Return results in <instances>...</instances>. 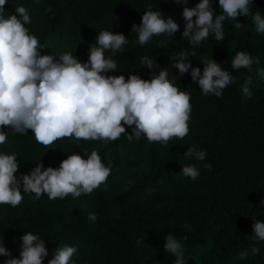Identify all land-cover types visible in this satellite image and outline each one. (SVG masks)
<instances>
[{
	"label": "trees",
	"instance_id": "16d2710c",
	"mask_svg": "<svg viewBox=\"0 0 264 264\" xmlns=\"http://www.w3.org/2000/svg\"><path fill=\"white\" fill-rule=\"evenodd\" d=\"M199 0H8L4 15L23 5L29 16L26 24L40 45L50 51H69L87 61L89 47L100 29L126 35L121 50H106L117 69L108 75L139 74L144 79L165 69L181 91L190 93L189 132L172 137L167 143L149 141L144 135L128 138L131 127L115 140L58 138L47 146L38 143L31 129L23 133L4 127L7 139L0 151L15 153L20 167L17 175L28 173L42 161L45 168L59 167L72 152L82 156L98 150L102 162L111 165L106 180L89 194L73 198L49 199L42 194L23 193L15 207L0 204V244L20 254V235L39 233L45 239L49 256L65 245L76 247V264H174L176 256L163 248L167 234L184 245L186 264H264V240L254 239L255 219L264 221V33H257L252 16L264 14V0H254L246 16L226 19L224 38L214 34L193 45L182 37L185 6ZM148 5L173 17L180 25L174 35H154L147 43L137 42L134 24L141 23ZM215 14H221L213 0ZM187 51L192 66L200 67L212 58L234 77L221 97L202 94L188 72L180 74L173 65L177 55ZM247 51L253 58L252 70L234 69L231 57ZM152 59V69L143 58ZM259 59V64L255 63ZM251 79L252 95L245 96L241 86ZM128 132V133H127ZM191 145L206 150L204 160L185 154ZM86 158V157H85ZM195 164L199 175L192 179L180 171ZM211 164V169L205 167ZM95 213L96 219H89ZM187 236V239H183ZM258 249L253 252L252 249ZM247 254L241 258L240 253ZM7 259L0 256V264Z\"/></svg>",
	"mask_w": 264,
	"mask_h": 264
},
{
	"label": "clouds",
	"instance_id": "9594fccd",
	"mask_svg": "<svg viewBox=\"0 0 264 264\" xmlns=\"http://www.w3.org/2000/svg\"><path fill=\"white\" fill-rule=\"evenodd\" d=\"M177 3L180 0H176ZM186 2V0H185ZM8 0H0V144L7 136L4 127L16 132L29 129L38 143L45 146L58 138L115 140L131 127L128 138H140L167 143L172 137L183 138L189 132L190 93L181 91L168 76L165 69L151 79L139 74L108 75L116 70L117 64L106 50H121L127 43L124 33L112 29H100L89 47L87 61H80L69 51H50L40 45L35 34L29 32L26 24L30 16L23 5L15 7V13L4 15ZM221 14H215L213 0H199L192 7L185 6L182 11L184 30L182 37H188L193 45L200 44L210 33L216 40L224 38L223 24L226 19L235 22L239 28L242 23L236 18L249 14V5L254 0H218ZM162 11L153 10L148 5L142 14L141 23L134 24L131 32L137 33V42L147 43L154 35L167 33L174 35L180 29L179 23L171 16H163ZM257 33H264V14L259 10L252 16ZM190 55L181 51L174 67L180 74L191 69L190 75L202 94L223 95L222 90L233 82L234 77L223 69L215 59L202 62L200 67L192 66ZM254 58L247 51H238L231 57L234 69L241 67L252 70ZM143 63L152 69V59L143 58ZM259 64V59L255 58ZM264 76V68L257 69ZM251 79L241 86L245 96H251ZM185 154L204 160L206 150H197L191 145ZM86 157V158H85ZM20 167L15 153L0 151V204L19 205L23 193H34L33 199L47 194L49 199L73 198L89 194L109 176L111 165L102 162L98 150L82 156L72 152L63 159L59 167H46L42 161L36 163L28 173L17 175ZM211 169V164H205ZM184 176L195 179L199 169L195 164L183 165L180 170ZM264 205V200L260 201ZM95 220L96 214L90 213ZM254 239L264 240V221L255 219L252 225ZM163 248L176 256L174 264H186L184 245L172 234H167ZM183 239H187L185 236ZM19 240L20 254L13 257L11 251L0 244V256L7 259L3 264H43L49 251L46 240L39 233L23 232ZM255 253L258 249L253 248ZM76 247L65 245L57 247L47 264H76L72 259ZM247 253L241 252V258Z\"/></svg>",
	"mask_w": 264,
	"mask_h": 264
}]
</instances>
